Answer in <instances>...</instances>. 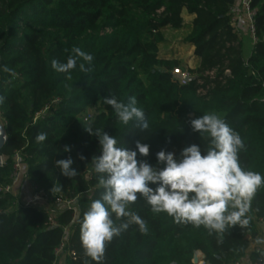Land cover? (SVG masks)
<instances>
[{
    "label": "trees",
    "instance_id": "trees-1",
    "mask_svg": "<svg viewBox=\"0 0 264 264\" xmlns=\"http://www.w3.org/2000/svg\"><path fill=\"white\" fill-rule=\"evenodd\" d=\"M237 2L0 0V116L8 135L0 168V264H97L84 255L80 241L84 213L104 191L92 163L101 148L98 137L85 131L89 125L114 136L118 147L136 150L137 141L148 144L149 155L138 153V160L162 168L156 156L160 150L175 153L177 161L192 144L206 154L209 138L194 132L190 121L215 114L244 142L241 167L264 176V0L250 2L254 45L249 57L234 26ZM186 17L192 21L186 23ZM20 22L39 29L20 33ZM169 31H184V43L194 49L195 67L183 65L186 85L173 74L181 64L160 51ZM74 47L94 57L85 64L91 71H80L82 59L70 73L55 71L51 61L66 63ZM4 66L15 74L4 72ZM110 95L124 103L135 96L149 129L141 131L135 121L122 124L104 102ZM87 115L91 118L85 120ZM38 132L47 133L42 143L36 142ZM65 145L70 152L63 151ZM17 154L31 185L76 199V212L54 204L27 206L6 193ZM69 156L79 173L74 178L55 167L56 160ZM53 187L59 190L52 192ZM128 210L146 222L147 232L130 224L106 242L100 264H193L197 253L206 264H230L244 258L257 236L264 185L246 213L248 225L229 226L222 234L177 224L165 212L153 213L142 197ZM50 215H55L56 226L50 225ZM112 219L119 227L129 218L117 220L112 214Z\"/></svg>",
    "mask_w": 264,
    "mask_h": 264
},
{
    "label": "clouds",
    "instance_id": "clouds-1",
    "mask_svg": "<svg viewBox=\"0 0 264 264\" xmlns=\"http://www.w3.org/2000/svg\"><path fill=\"white\" fill-rule=\"evenodd\" d=\"M72 52L66 63L53 59L51 67L60 73H70L76 68L78 59H82L80 71H91L85 64L90 65L94 57L80 47H74ZM3 71L15 74L7 66ZM3 102L4 97L0 96V103ZM104 102L113 108L122 124L135 121L141 131L149 129L146 114L136 106L135 96L124 103L110 95L104 98ZM190 124L194 132L201 136L206 134L209 138L206 154H202L200 146L192 144L182 150V158L177 161L175 153L160 150L156 156L157 163L164 165L162 168L138 160V153L142 157L149 155L148 144L137 141L136 150H129L118 147V140L107 132L94 131L90 125L84 127L99 140L101 155L93 156L92 163L95 173L99 174L98 186L104 190L100 199L91 202L81 222L80 241L85 256L100 264L106 242L127 230L130 224L134 223L141 232H147L146 222L128 210L141 197L151 206L153 213L165 212L177 224L204 226L210 233L222 234L229 226L248 225L246 213L257 190L264 185V176L241 167L239 152L244 149V142L219 116L204 114L191 119ZM35 139L42 143L47 139V133L38 132ZM63 151L70 152L71 146L65 145ZM79 158L84 159L83 156ZM73 163L69 156L56 160L55 167L63 176L74 178L79 173L72 167ZM150 184L157 187L153 189ZM57 190L53 187L51 191ZM112 214L117 220L129 219L117 227Z\"/></svg>",
    "mask_w": 264,
    "mask_h": 264
},
{
    "label": "built area",
    "instance_id": "built-area-1",
    "mask_svg": "<svg viewBox=\"0 0 264 264\" xmlns=\"http://www.w3.org/2000/svg\"><path fill=\"white\" fill-rule=\"evenodd\" d=\"M242 2L243 5V11L245 12V15L247 19L250 21V32L253 34V26H252V18L254 16V12L250 10V2L251 0H238ZM174 76L178 78V82L180 85H186L188 82L189 76L187 73H183L179 69L174 70L173 72ZM91 118V115H87L85 120H88ZM12 180L13 183L11 186H7L3 190L6 193H13L16 196L17 194V188L19 183L21 182L22 178L24 177V166L22 163L21 156L17 154L14 158V164H13V173H12ZM30 191H31V197L30 199L26 201H22L24 205H52L54 204L55 206L63 207L66 209H71L74 212H76L77 209V200L76 199H71L63 195H54V194H47L42 190H39L36 186H33L30 184ZM49 223L51 226H56V221H55V215H50L49 218ZM259 224L264 225V217L258 219ZM66 247V242H64L61 246V248L57 251V255H60L63 250ZM70 256H74V253H70ZM198 264H206L205 261H200ZM230 264H242L241 261H237L234 263ZM261 264V263H259Z\"/></svg>",
    "mask_w": 264,
    "mask_h": 264
},
{
    "label": "rangeland",
    "instance_id": "rangeland-1",
    "mask_svg": "<svg viewBox=\"0 0 264 264\" xmlns=\"http://www.w3.org/2000/svg\"><path fill=\"white\" fill-rule=\"evenodd\" d=\"M237 3L239 6V10H243L242 2L239 1ZM243 13L245 14L244 11ZM186 20L187 17L185 18V21ZM237 27H239V25H237ZM19 29H20V33L21 31H23L24 34L30 30H37L39 28L20 22ZM239 35L243 41L245 57H249L254 45L253 34L250 32L249 29H247V27L245 28L242 27L241 31L239 32ZM184 37H185L184 31L178 33L169 31L166 33V39H167L166 46L160 48L162 55H166L167 57L173 59L175 63L181 64L180 67L178 66L174 68V70L179 69L180 71H183V65L184 66L187 65L188 67H192V68L195 67L196 65L195 63L196 58L194 57V51L189 45L184 43ZM2 160L4 163L3 155H2Z\"/></svg>",
    "mask_w": 264,
    "mask_h": 264
},
{
    "label": "crops",
    "instance_id": "crops-1",
    "mask_svg": "<svg viewBox=\"0 0 264 264\" xmlns=\"http://www.w3.org/2000/svg\"><path fill=\"white\" fill-rule=\"evenodd\" d=\"M191 21L192 18L187 17V20L185 22L189 23ZM237 25H239V27H237ZM234 26L239 32L241 31L242 27H247V29L250 30V21L243 13V10H239L238 3L236 4V7L234 9ZM17 194V196H19V198L23 201H26L31 197L30 183L26 180L25 174L18 185ZM256 225L257 236L254 239L250 240V244L246 251V254L241 260L242 264H264V225L259 223H257Z\"/></svg>",
    "mask_w": 264,
    "mask_h": 264
},
{
    "label": "water",
    "instance_id": "water-1",
    "mask_svg": "<svg viewBox=\"0 0 264 264\" xmlns=\"http://www.w3.org/2000/svg\"><path fill=\"white\" fill-rule=\"evenodd\" d=\"M189 80V79H188ZM8 142V135L5 125L0 116V168L3 167L2 151ZM200 261H205V256L202 253H197L193 259V264H198Z\"/></svg>",
    "mask_w": 264,
    "mask_h": 264
}]
</instances>
